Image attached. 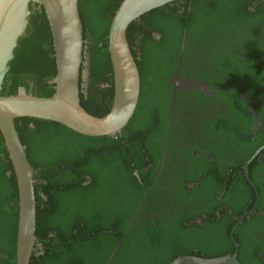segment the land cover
<instances>
[{
    "label": "trees",
    "instance_id": "obj_1",
    "mask_svg": "<svg viewBox=\"0 0 264 264\" xmlns=\"http://www.w3.org/2000/svg\"><path fill=\"white\" fill-rule=\"evenodd\" d=\"M120 1L77 0L92 76L97 71L110 85L100 90L99 96L88 92L84 98L82 93L78 94L80 106L96 116L105 115L113 99L107 36L112 14ZM26 20V30L14 49L1 93L14 95L16 88L23 86L27 94L49 97L54 93L48 82L55 74V61L52 34L43 7L30 2ZM126 37L141 80L139 103L142 80L148 70L149 82H155L152 91L159 92L162 76L174 72L179 61L203 59V47H208L214 54V63L228 74L226 78L239 79L241 92L251 99L261 116L255 96L264 95V0H175L134 20L127 28ZM194 46L199 53L192 57L190 52ZM29 82L35 84V89ZM207 83L209 88L218 85L216 92L225 95L229 112L236 114L235 103L246 109L237 98L238 83L227 79L225 83ZM168 107L170 111L169 104ZM137 115L138 107L121 134L113 136L83 135L58 122L40 118L14 120L33 169L36 240L30 264H168L180 255L213 258L235 250L230 229L236 218L227 213L219 222L208 217L203 225L187 224L200 216V211L175 215L179 221L177 234L167 240L156 238L157 223H146L145 213L142 218L145 208H140L134 216L138 197L145 192L151 194L154 185L144 174L143 158L146 166L149 157L154 163L162 153V146L156 143V134L152 131V119L148 121L149 130L136 132L130 128ZM230 128L226 126V132L231 134L228 141L244 143L250 138L249 126L241 137H236ZM230 176L226 179L223 201L228 200L234 189L245 185L237 176L229 179ZM84 181L88 182L82 184ZM246 190L253 193L252 189ZM17 221V184L0 133V244L7 254L0 258V264H16ZM220 224L225 226V235L220 244L212 246L210 254L191 250L196 247L188 237L206 235L205 229L216 230ZM238 230L236 227L233 233L238 245L236 259L240 264H247L248 256L243 251ZM181 244L187 250L180 248ZM37 245L41 248H36Z\"/></svg>",
    "mask_w": 264,
    "mask_h": 264
},
{
    "label": "flooded vegetation",
    "instance_id": "obj_2",
    "mask_svg": "<svg viewBox=\"0 0 264 264\" xmlns=\"http://www.w3.org/2000/svg\"><path fill=\"white\" fill-rule=\"evenodd\" d=\"M85 42L83 39L82 58L75 68L69 67L66 70L64 79V88L71 89L73 94L77 93V97L82 93L84 98L88 97V92L99 96L102 92L100 90L110 86L105 78L97 75V71H94L95 75L92 76L89 68L90 54ZM198 53L199 49L192 47V57ZM201 54L203 59L179 61L174 72L162 76L159 80V92L152 91L155 82H149V70L148 75L143 74L141 100L136 103L138 115L130 128L136 132L144 128L149 130L148 121L152 119V131L156 134V143L162 146V153L154 163L149 157L146 166L143 158L144 174L152 179L154 185L152 193H148L150 195L145 192L138 197L134 216L140 208H145L142 210V218L145 213L146 223H157L156 238L167 240L177 234L179 221L175 219V215L200 211L201 215L190 219L187 224L203 225L204 219L210 217L214 222H219L227 213L236 218L230 235L235 245L233 233L236 227H239L238 236L243 251L248 256L247 264H264V129L254 130L252 113L238 92L239 79L226 78L228 74L224 68L214 63V54L208 47H203ZM53 57L55 74L48 84L53 86L55 92L56 84L53 79L58 70L54 48ZM226 79L230 83H238L237 98L246 106L243 110L235 103L236 114L234 111L229 112L225 95L216 92L218 85L208 87L207 82L225 83ZM29 86L35 89L33 82H29ZM19 90H24V87L18 86L16 91ZM229 96L233 97L230 94ZM255 98V103L261 111V116L257 112L259 120L264 123V95L257 94ZM111 104L112 102L108 107ZM226 122L229 124L226 125ZM226 126L234 130L236 137H241L242 132L249 126L250 138L244 140V143L228 141L227 137H231V134L226 132ZM205 150L209 153H204ZM133 173L140 179L137 172ZM228 175H231L229 179L237 176L245 185L244 189H234L228 200L223 201ZM246 189H252L253 193ZM39 195L46 200L43 194ZM204 231L206 235L188 237L190 242L195 243L192 246L196 247L191 250L201 255L210 254L212 246L221 243L225 226L220 224L216 230L208 227ZM181 245L180 248L185 247L187 250V246ZM36 248L41 246L37 245ZM3 257H7V254L0 244V258Z\"/></svg>",
    "mask_w": 264,
    "mask_h": 264
},
{
    "label": "water",
    "instance_id": "obj_3",
    "mask_svg": "<svg viewBox=\"0 0 264 264\" xmlns=\"http://www.w3.org/2000/svg\"><path fill=\"white\" fill-rule=\"evenodd\" d=\"M175 0H122L110 21L107 49L112 68L113 101L108 112L96 116L79 104L77 93L64 88L66 70L76 67L82 58L83 37L77 0H0V133L11 162L18 193V221L15 244L16 264H30L34 251L36 200L33 169L27 159L14 120L33 117L58 122L88 136L121 134L132 116L139 96L140 76L126 37L128 26L146 12ZM30 2L44 9L48 20L58 74L53 79L56 90L52 96L40 97L19 90L2 95V84L9 70L19 38L27 26ZM253 117L254 130L264 129L256 109L238 87ZM238 245L232 253L218 257L180 255L168 264H240Z\"/></svg>",
    "mask_w": 264,
    "mask_h": 264
},
{
    "label": "bare ground",
    "instance_id": "obj_4",
    "mask_svg": "<svg viewBox=\"0 0 264 264\" xmlns=\"http://www.w3.org/2000/svg\"><path fill=\"white\" fill-rule=\"evenodd\" d=\"M258 110V109H257ZM215 153V152H214ZM216 155V154H215ZM238 169V168H237ZM238 254H239V252H238Z\"/></svg>",
    "mask_w": 264,
    "mask_h": 264
}]
</instances>
